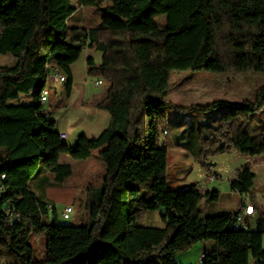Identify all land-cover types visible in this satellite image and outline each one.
Returning <instances> with one entry per match:
<instances>
[{
    "label": "trees",
    "instance_id": "trees-1",
    "mask_svg": "<svg viewBox=\"0 0 264 264\" xmlns=\"http://www.w3.org/2000/svg\"><path fill=\"white\" fill-rule=\"evenodd\" d=\"M77 2L101 14L99 26H69L76 10L71 0H0V56L15 60L13 67L0 66V264H177V254L202 242L215 243L202 264H264V208L254 198L252 166L238 168L230 187L250 197L255 228L236 229L243 204L234 213L201 218L199 204L217 201V190L196 182L168 189L169 144L160 141L172 127V144L206 172L214 167L211 159L232 151L264 156V124L257 134L247 129L264 107V0ZM160 14L162 27L155 20ZM85 48L102 53L99 64L86 59L87 75L107 84L89 105L110 121L96 138L81 133L68 145L40 95L56 67L66 76L65 104L69 67ZM180 71L254 72L263 82L253 100L183 108L168 100L170 77ZM170 108L190 119L175 120ZM192 110L214 112L213 122L202 121V131L192 127ZM97 148L104 175L100 187L85 189L86 224L56 223L55 209L31 189V179L33 188L64 186L73 166L60 157L86 160ZM155 210L162 228L136 225L138 213ZM31 240L44 243L40 260Z\"/></svg>",
    "mask_w": 264,
    "mask_h": 264
},
{
    "label": "crops",
    "instance_id": "crops-1",
    "mask_svg": "<svg viewBox=\"0 0 264 264\" xmlns=\"http://www.w3.org/2000/svg\"><path fill=\"white\" fill-rule=\"evenodd\" d=\"M72 6H74L76 9L83 8L78 4L77 1H75ZM73 16L69 17L67 21L68 25ZM76 22L77 19L73 20V27L78 26L76 25ZM4 57H9V60H2L0 66L13 67L15 65V60L11 56L4 55ZM88 57H91L95 64H99L102 59V53L94 49L85 48L77 61L71 64L69 67L72 76V86L69 98L57 111H51L53 103H51L49 107H46L50 113L51 119L55 121L56 131L58 133L66 134L67 139L64 140V142H66L68 145H73L81 133H85L90 138H96L101 133V131L108 126L110 121V117L106 113L98 111L89 105L91 101L95 100V94H98V96L101 97L105 92L96 91V88L100 86H96L94 81H91V83L88 84L87 79L90 77L86 73L85 65L86 59ZM51 87L55 90L56 95H63V83L60 84L58 82H52ZM51 87L49 90V96ZM57 87H61V89L57 90ZM59 113H61V116H58ZM167 134L168 133H166V135ZM90 159L91 157L86 160L77 161L68 157L65 158L64 161L69 162L74 168L75 166H87ZM211 162L214 164V167L209 172H206L193 163L191 155L187 150L178 148L173 144H169L167 149L168 189H183L188 187L190 183L196 182L204 191L213 189L217 190L219 192L217 201L209 204H205L204 202L199 204L201 218L215 215L220 212L234 213L240 208L241 204H251L250 197L248 195L241 196L231 189L230 179L238 168L244 164H250L252 167L256 168L254 171V178L259 177L260 179L262 178L264 180V156L250 159L236 153L235 151H232L228 154L214 157L211 159ZM195 167H197V169ZM101 170V176L103 177L104 168L102 167ZM210 175L215 177L214 181L208 180ZM39 188L40 186L38 183L35 184V190L39 191ZM254 190L255 200L257 201L258 205L264 208V190L258 192L256 189ZM66 206H64V208ZM52 207L55 209L54 206ZM75 211L76 210L74 209L73 221L76 219ZM135 223L136 225L143 227L162 228L163 223L161 221V210L138 213L135 218ZM250 225L251 229L255 228V212L254 216L250 220ZM214 247V242L197 243L188 251L177 254L174 257L175 262L177 264H193L194 258H197L199 259L200 264H202L201 255L205 251L213 249Z\"/></svg>",
    "mask_w": 264,
    "mask_h": 264
},
{
    "label": "rangeland",
    "instance_id": "rangeland-1",
    "mask_svg": "<svg viewBox=\"0 0 264 264\" xmlns=\"http://www.w3.org/2000/svg\"><path fill=\"white\" fill-rule=\"evenodd\" d=\"M108 2V0H105ZM72 4L75 3V0H71ZM74 15V16H73ZM72 19L69 21V26L73 27V20L77 19L76 25L95 28L100 25L101 14L91 8L83 7L82 9H76L74 13L71 15ZM70 16V17H71ZM156 22L160 27L165 24V15L160 14L155 17ZM81 21V22H80ZM77 27V26H75ZM9 57L0 56V63L2 60L8 61ZM53 74V71L50 75ZM90 77L88 80V84L91 81H95L97 79H101L104 83L100 87L96 88V91L105 92L107 88V84L100 77ZM263 77L259 73H245L240 75H232V74H215L207 71H180L173 72L170 77V91L168 95V100L175 106L178 107H188L191 105H205L207 103H211L215 100H226L230 102H240L245 99L253 100L254 93L260 85H262ZM48 83V81H47ZM52 82H50L51 86ZM50 90V87H48ZM61 87H57V90H60ZM64 90V88H62ZM98 93V92H97ZM64 95H56L55 90L51 87L49 102L46 107H49L51 103L53 106L51 111H57L60 109V103L63 101L62 99ZM97 96V97H96ZM99 96L95 94V98L97 99ZM184 110L170 108L169 114L174 117L175 120L180 119V121H188L190 118L186 117ZM192 115H196V121L192 125V127H196L199 130L203 129V123L205 122H213V117L215 116L214 112H201V111H189ZM206 115H203L205 114ZM210 114L209 116H207ZM61 116V113L58 114ZM211 116V117H210ZM196 123V124H195ZM264 124V107L256 112L253 117H251L247 129L251 134H257L259 132L261 124ZM186 125V124H184ZM173 128L171 127L168 130V134L160 135V141H166L168 144H172V136H173ZM101 148H97L92 152L91 159L89 164L85 167H77L73 168L72 176L69 178L68 182L64 186H54L49 185L46 187L39 188V191H36L40 194V197L51 203L52 206L55 207L56 211V219L55 222L60 225H76L83 226L87 221V214L84 210L83 203L85 201V189L88 185H93L95 187H100L102 185L103 177L101 168H104V165L101 159L98 157V152ZM67 155H62L60 160L64 161L65 158H68ZM197 166V165H196ZM197 169V167H195ZM200 168V167H199ZM255 167H252L253 173L255 171ZM104 172V171H103ZM255 175V174H254ZM102 177V178H101ZM31 189L34 190L33 184L36 180L31 179ZM254 189L256 191L264 190V180L259 177L254 178ZM49 189V190H48ZM253 189V192L255 190ZM47 190V191H46ZM46 191V194H45ZM70 205L76 211V219L73 221L72 214L71 219L63 220L58 217L61 214L64 206ZM58 214V215H57ZM49 218H53L51 213L48 214ZM45 223H48L47 218H44ZM264 237V236H263ZM264 239V238H263ZM262 239V240H263ZM34 247V257L36 260H40L42 258V252L44 249V243L42 240L30 241ZM262 247L264 249V240L262 241ZM193 264H200L199 259L194 258Z\"/></svg>",
    "mask_w": 264,
    "mask_h": 264
},
{
    "label": "built area",
    "instance_id": "built-area-1",
    "mask_svg": "<svg viewBox=\"0 0 264 264\" xmlns=\"http://www.w3.org/2000/svg\"><path fill=\"white\" fill-rule=\"evenodd\" d=\"M77 1V0H75ZM50 82H58V83H65L66 82V76L56 67H53V74L48 77V83H46V90L47 87H51L49 84ZM94 84L96 86H101L103 84L101 79H97L94 81ZM44 100V99H43ZM166 133L164 132L163 135ZM59 135H63V140L67 139L66 134L59 133ZM208 180L214 181L215 177L213 175H210L208 177ZM74 213V209L72 206H66L63 208L61 214L59 215V218L63 220H69L71 219L72 214ZM254 216V208L252 204H246L241 207L240 212L236 218L235 222V228H241V229H248L251 227L250 220ZM204 256H201V259H203ZM254 264V263H252Z\"/></svg>",
    "mask_w": 264,
    "mask_h": 264
},
{
    "label": "bare ground",
    "instance_id": "bare-ground-1",
    "mask_svg": "<svg viewBox=\"0 0 264 264\" xmlns=\"http://www.w3.org/2000/svg\"><path fill=\"white\" fill-rule=\"evenodd\" d=\"M51 73L52 72H50L48 75L50 76ZM47 81H48V78H47ZM48 101H49V89L47 87V90H46V87H45L43 89L41 95H40V103L43 104V105H46V104H48ZM59 137H60L61 140H63V135H59ZM201 256H203V255H201Z\"/></svg>",
    "mask_w": 264,
    "mask_h": 264
}]
</instances>
